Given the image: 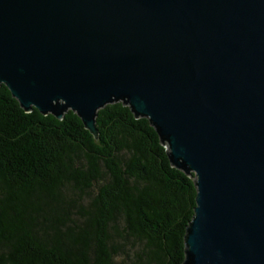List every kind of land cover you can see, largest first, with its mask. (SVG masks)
Here are the masks:
<instances>
[{
  "label": "water",
  "instance_id": "1",
  "mask_svg": "<svg viewBox=\"0 0 264 264\" xmlns=\"http://www.w3.org/2000/svg\"><path fill=\"white\" fill-rule=\"evenodd\" d=\"M0 85L24 114L146 119L193 176L182 264H264V0H0Z\"/></svg>",
  "mask_w": 264,
  "mask_h": 264
},
{
  "label": "trees",
  "instance_id": "2",
  "mask_svg": "<svg viewBox=\"0 0 264 264\" xmlns=\"http://www.w3.org/2000/svg\"><path fill=\"white\" fill-rule=\"evenodd\" d=\"M24 114L0 85V264H182L193 176L170 166L146 119Z\"/></svg>",
  "mask_w": 264,
  "mask_h": 264
}]
</instances>
